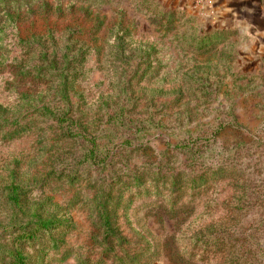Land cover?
I'll return each instance as SVG.
<instances>
[{
  "label": "rangeland",
  "instance_id": "374dc122",
  "mask_svg": "<svg viewBox=\"0 0 264 264\" xmlns=\"http://www.w3.org/2000/svg\"><path fill=\"white\" fill-rule=\"evenodd\" d=\"M24 1L17 19L0 21V264L17 251L25 264H225L224 252L193 237L220 219L227 233L254 228L264 215L263 43L216 25L193 0L0 7ZM65 101L111 140L107 169L89 170L78 143H64L38 110ZM99 176L112 187L121 244L99 227ZM4 184L24 189L25 217L6 203ZM40 207L69 224L18 242L13 217Z\"/></svg>",
  "mask_w": 264,
  "mask_h": 264
},
{
  "label": "trees",
  "instance_id": "16d2710c",
  "mask_svg": "<svg viewBox=\"0 0 264 264\" xmlns=\"http://www.w3.org/2000/svg\"><path fill=\"white\" fill-rule=\"evenodd\" d=\"M6 1V0H3ZM16 2V1H14ZM23 4L12 5L10 2L8 4H3L0 7V21L2 16L5 15L7 21H13L17 17L13 18V14L18 11H22L24 7L27 6V1ZM20 13V12H19ZM47 57V52L43 51L41 58L45 59ZM67 64V63H65ZM51 69H55L50 65ZM64 89L62 88L61 93L64 94ZM44 111V114L52 117V120L56 123V129L58 131V137L63 140L64 143L69 141L78 143L80 149V157L83 163L87 164L89 170L99 169L105 170L112 163V156L115 154L111 151L109 147V142L111 140H106L104 142L99 138V133L94 132L87 125L82 123L77 117L75 110L72 105H69L65 101L62 105H57L55 107L48 108L47 106H41L38 109ZM14 132H8L9 136H12ZM189 146V145H187ZM214 173V172H213ZM212 173V174H213ZM179 174L171 177L172 183H174ZM199 177L194 174L191 178ZM15 181V177L10 178ZM140 176L135 175L132 180H136L137 184H140ZM189 180V179H188ZM11 181V182H12ZM104 176L97 179L95 185H97L93 200L95 201L94 211L97 214V219L99 227L102 228L103 239L107 242L111 240H117L118 244H121L122 238L119 227L117 225L116 214L112 211L111 201H112V187L110 183H107ZM106 184V185H105ZM2 194L5 193V201L9 204L13 213L17 211H23L27 215L28 207L25 202V198L22 199V195L25 193L21 185L14 184H4L1 187ZM36 211L32 213V216H27L28 219L22 220L17 219L16 216L13 218V223L10 226H14L10 229L18 230L19 233L15 239L18 242H31L43 239L44 236H48L52 231L56 230L58 227L67 226L70 221L63 216H59L55 211L43 212ZM15 219L20 220L18 223ZM16 222V223H15ZM14 224V225H13ZM215 224L201 229L193 237V242L200 245L202 248L209 249V247H215L216 249L224 252L226 254L225 264H264V241H259L257 234L264 232V215L258 219L254 228L249 227L245 229H235L232 228L233 232H225L227 227L222 222V219ZM213 226V227H212ZM264 236V235H263ZM21 243V244H22ZM113 247L110 246V250ZM49 249L46 243L41 248V259L45 251ZM24 256L21 255L20 251H17V255L14 258L13 264H25Z\"/></svg>",
  "mask_w": 264,
  "mask_h": 264
},
{
  "label": "crops",
  "instance_id": "0c3cea01",
  "mask_svg": "<svg viewBox=\"0 0 264 264\" xmlns=\"http://www.w3.org/2000/svg\"><path fill=\"white\" fill-rule=\"evenodd\" d=\"M205 6L209 14L215 15L216 25L242 26L264 45V0H211Z\"/></svg>",
  "mask_w": 264,
  "mask_h": 264
},
{
  "label": "built area",
  "instance_id": "2783aa9c",
  "mask_svg": "<svg viewBox=\"0 0 264 264\" xmlns=\"http://www.w3.org/2000/svg\"><path fill=\"white\" fill-rule=\"evenodd\" d=\"M210 3H211V0H201V1H198V4H200L201 6L209 5Z\"/></svg>",
  "mask_w": 264,
  "mask_h": 264
}]
</instances>
